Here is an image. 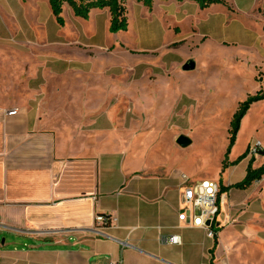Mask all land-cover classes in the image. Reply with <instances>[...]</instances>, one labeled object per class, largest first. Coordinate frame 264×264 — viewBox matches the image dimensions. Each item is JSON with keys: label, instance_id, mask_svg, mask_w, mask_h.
Here are the masks:
<instances>
[{"label": "rangeland", "instance_id": "obj_1", "mask_svg": "<svg viewBox=\"0 0 264 264\" xmlns=\"http://www.w3.org/2000/svg\"><path fill=\"white\" fill-rule=\"evenodd\" d=\"M224 2L229 12L221 5H212L192 15L189 8L175 7L181 24L188 23L174 35L173 29L166 31L160 10L150 16L132 0L126 6L128 30L117 34L107 33L105 14L96 17L94 30L92 24L76 20L64 5V24L59 26L46 0H0V50L27 41L20 49L33 44L34 51L43 56L38 61L31 53H24L8 61L2 54L0 69L9 67L12 75L18 76L24 67L27 73L37 66L45 67L36 83L44 82L42 90L53 99H73L64 109L68 117L91 110L88 105L81 106L82 95L109 98V103L95 106V110L98 115H113L119 148L124 152L120 160L126 152L138 149L135 159L164 173L162 178L175 174L188 182L209 180L219 187L231 186L243 179L251 157L253 168L262 164L255 150H264V99L250 105L227 156L226 151L230 122L239 103L264 93V0ZM189 21L201 26L197 30L204 36H198ZM93 33L99 36L98 43L106 44L100 45L101 52L113 48L119 52L104 54L94 49L92 56H84L59 47L70 44L80 51L90 50L80 43H85L83 35ZM174 36H179L177 42L163 49ZM62 59L84 61L89 67L59 76L49 74L45 60L49 67H56ZM187 61L195 65L191 72L181 70ZM111 65V70L105 71ZM14 92L22 94L20 89ZM179 136L187 137L191 144L179 148L175 143ZM245 152L244 160L222 170L225 162L230 164ZM220 201L223 227L234 223L243 236L237 264H264V177L245 191L229 190ZM33 246L34 241L26 236L0 233V251H29Z\"/></svg>", "mask_w": 264, "mask_h": 264}, {"label": "crops", "instance_id": "obj_2", "mask_svg": "<svg viewBox=\"0 0 264 264\" xmlns=\"http://www.w3.org/2000/svg\"><path fill=\"white\" fill-rule=\"evenodd\" d=\"M137 5L150 16L160 10L166 31L173 29L174 35L188 23L181 24L175 7L189 8L192 15L206 10L190 1L157 0L150 11ZM214 5L229 12L225 2ZM101 14L106 16L104 27L109 33L106 10H92L87 20L75 19L92 24L95 30L96 17ZM192 24L198 36L203 35L197 30L201 26ZM179 36L162 48L176 43ZM98 37L96 33L82 36L85 43L80 45L90 50L80 51L70 44L59 47L92 56L94 49L101 52L100 45H106L98 43ZM17 42L12 49L0 50V56L6 54L9 61L31 53L32 59L43 60L33 44L20 49L28 42ZM114 52L119 51L113 48L101 53ZM45 63L53 76L89 67L84 61L63 59L56 67ZM44 69L37 66L27 73L24 67L18 76L9 67L0 69V233L14 232L34 241L29 251L1 250L0 264H109L117 260L122 264H237L243 236L235 224L223 227L219 213L221 227L211 239L201 229L178 223L181 177L167 174V179L162 178L164 173L135 159L138 149L126 152L120 160L124 152L119 148L113 115H98L95 110L109 103V98L82 95L81 106L91 110L68 117L64 109L73 99H53L42 90L44 82L36 83ZM97 215L107 217L105 226L95 223ZM169 235L179 236L180 244L160 242V237ZM120 241L127 246L122 248Z\"/></svg>", "mask_w": 264, "mask_h": 264}, {"label": "trees", "instance_id": "obj_3", "mask_svg": "<svg viewBox=\"0 0 264 264\" xmlns=\"http://www.w3.org/2000/svg\"><path fill=\"white\" fill-rule=\"evenodd\" d=\"M50 12L55 18L56 23L59 26H63L64 22L62 19V10L63 6L66 5L70 8L74 17L87 20L89 14L92 10H106L109 15V25L108 32L110 34H115L118 32H126L128 28V18H127V9L126 3L130 0H46ZM138 4H141L148 11L152 9L154 1L157 0H132ZM167 1V0H161ZM177 2L190 1L198 5V7L203 10L214 4H224L223 0H174ZM261 99H264V93H257L255 96L246 98L245 101L239 103L237 110L232 116L230 122V136L229 144L226 151V156L229 154L230 148L234 145L236 135L239 130V125L246 114L250 105L254 102H257ZM256 153H258L262 158V164L253 168L252 164L254 159L251 157L245 169L244 177L241 181L231 185V186H220L219 187V197L222 194H225L231 189L245 191L249 189L253 183L258 182L264 177V150L256 148ZM247 152L238 157L234 162L227 164L226 162L223 165V169H226L228 166H236L240 161L244 160L247 157ZM107 218V217H105ZM215 244V243H214Z\"/></svg>", "mask_w": 264, "mask_h": 264}, {"label": "built area", "instance_id": "obj_4", "mask_svg": "<svg viewBox=\"0 0 264 264\" xmlns=\"http://www.w3.org/2000/svg\"><path fill=\"white\" fill-rule=\"evenodd\" d=\"M181 179L178 223L185 228L201 229L206 233V237L213 239L215 230L221 227V224L217 222L221 207L218 183L209 180L188 182L185 177ZM94 220L96 224L102 226H105L108 221L105 216L100 215L95 216ZM160 242L179 245L180 237L177 235L160 237ZM119 244L122 248L127 246L126 241H120ZM109 264H122V261H110Z\"/></svg>", "mask_w": 264, "mask_h": 264}, {"label": "water", "instance_id": "obj_5", "mask_svg": "<svg viewBox=\"0 0 264 264\" xmlns=\"http://www.w3.org/2000/svg\"><path fill=\"white\" fill-rule=\"evenodd\" d=\"M195 68V65L192 61H187L182 67L181 70L183 72H191L193 71ZM176 145L181 148V149H185L187 148L190 144L191 141L185 137V136H179L176 141H175Z\"/></svg>", "mask_w": 264, "mask_h": 264}]
</instances>
